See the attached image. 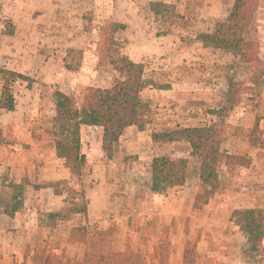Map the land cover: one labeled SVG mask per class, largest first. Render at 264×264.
<instances>
[{"label":"rangeland","instance_id":"rangeland-1","mask_svg":"<svg viewBox=\"0 0 264 264\" xmlns=\"http://www.w3.org/2000/svg\"><path fill=\"white\" fill-rule=\"evenodd\" d=\"M234 1L0 0V72L31 80L11 85L12 112L0 109V264L116 255L130 264H263L231 214L264 211V0L244 31L251 44L244 55L196 40L227 19ZM151 3L169 9L157 15ZM112 23L125 29L114 33ZM117 54L142 64L158 87L140 95L149 124L143 132L128 129L111 157L98 143L102 130L82 128L86 165L72 177L53 148L55 92L79 106L87 89L111 88L120 80L110 65ZM231 81L238 95L228 110ZM2 85L0 78V94ZM212 125L223 130L215 190L200 182V162L186 142L149 137ZM157 156L187 160L181 190L150 192ZM57 183L62 196L33 188ZM82 190L85 215L71 212ZM79 227L83 237L72 235Z\"/></svg>","mask_w":264,"mask_h":264},{"label":"trees","instance_id":"trees-1","mask_svg":"<svg viewBox=\"0 0 264 264\" xmlns=\"http://www.w3.org/2000/svg\"><path fill=\"white\" fill-rule=\"evenodd\" d=\"M258 7V0H235L227 19L217 23L210 34H199L197 41L205 48L224 50L233 54L244 55L251 44L244 38V31L252 21ZM151 11L160 15L167 12L169 7L160 3H151ZM112 32L123 31L124 25L111 24ZM110 65L118 74L120 80L108 89L89 88L83 95L79 106L72 98L55 92V117L52 127L53 148L58 159L63 160L64 167L72 177L79 178L86 165V157L81 151L80 131L82 127H96L102 130L101 151L111 157L113 148L127 129L135 128L143 132L149 124L147 115L150 110L143 103L140 95L147 88H158L153 82L144 78L143 65L134 63L126 56L117 54ZM0 78L3 83L0 94V109L5 112L14 110V97L11 85L17 80L31 82L22 75L2 71ZM162 90V89H159ZM237 84L229 82L227 85L228 110H232L237 104ZM230 107V108H229ZM226 111H217L221 114ZM223 130L212 125L209 127L186 128L166 130L160 133H152L149 137L153 143L186 142L191 150V156L199 160V180L205 188L215 190L217 187V168L221 162L220 145ZM234 160L235 157H226V160ZM239 161L242 158H236ZM230 163V162H229ZM229 163L225 164L228 165ZM186 159H172L167 156L154 157L150 165L149 190L154 195H166L170 190H181L186 180ZM57 184L33 187L35 191L51 189L54 196H62ZM11 189H21V185L12 184ZM81 203H75L71 212L86 214V201L84 191H80ZM14 199V196L12 197ZM17 207V206H16ZM13 207L11 214L18 209ZM70 210V209H69ZM59 213L50 214L49 218L59 217ZM233 225L246 236L248 252L254 256L262 257L264 264V211L262 210H234L231 214ZM50 226V225H48ZM84 227L73 229L72 235L84 236ZM42 264H65L61 260L52 257L40 258ZM130 264L128 258L116 255L108 257L85 258L75 264ZM25 264V262L21 263ZM35 264V263H33Z\"/></svg>","mask_w":264,"mask_h":264},{"label":"crops","instance_id":"crops-1","mask_svg":"<svg viewBox=\"0 0 264 264\" xmlns=\"http://www.w3.org/2000/svg\"><path fill=\"white\" fill-rule=\"evenodd\" d=\"M141 94H142V93H141ZM82 128H84V127H82ZM82 128H81V130H82ZM86 128H96V127H86ZM99 129H100V128H99ZM127 130H128V129H127ZM127 130H126V131H127ZM126 131H125V132H126ZM80 132H81V131H80ZM101 135H102V131H101V134L99 135V136H100V138H99V142H98L99 144H100V142H101V138H102ZM121 138H122V136H121ZM119 140H120V139H119ZM86 158H87V157H86Z\"/></svg>","mask_w":264,"mask_h":264}]
</instances>
